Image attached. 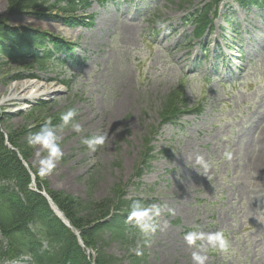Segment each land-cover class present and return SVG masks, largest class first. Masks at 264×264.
I'll return each mask as SVG.
<instances>
[{
	"label": "rangeland",
	"instance_id": "374dc122",
	"mask_svg": "<svg viewBox=\"0 0 264 264\" xmlns=\"http://www.w3.org/2000/svg\"><path fill=\"white\" fill-rule=\"evenodd\" d=\"M225 3L204 50L198 42L182 46L192 26L181 20L188 4L179 0L93 3L84 13L91 23L74 27L25 11L11 13L7 0H0V20L48 31L75 45L74 64L32 68L37 78L24 76L31 73L24 63L0 66L3 137L52 124L75 108L73 122L81 124V132L71 124L52 126L63 152L55 168L41 172L48 152L29 144L25 135L18 141L29 148L28 161H22L37 169L49 188L70 198L111 199L120 186L123 198L140 196L144 206L160 209L156 232L144 247L141 241L134 247L108 242L105 252L120 264H129L135 253L130 248L137 244L144 254L139 264H199L196 257L203 264H264V8ZM219 48L226 58L217 62ZM63 79L71 82L68 87L59 83ZM31 81L40 90L58 89L26 99L22 86ZM180 83L187 109L176 124L153 135L152 157L138 174L145 134L159 122V101ZM12 93L21 99H4ZM101 134L105 143L94 151L84 143ZM218 233L224 245L210 239ZM189 234H194L191 243ZM88 250L86 256L96 262V247Z\"/></svg>",
	"mask_w": 264,
	"mask_h": 264
},
{
	"label": "trees",
	"instance_id": "16d2710c",
	"mask_svg": "<svg viewBox=\"0 0 264 264\" xmlns=\"http://www.w3.org/2000/svg\"><path fill=\"white\" fill-rule=\"evenodd\" d=\"M91 1L7 0V8L11 13L25 11L38 18H52L63 23L75 24L79 21L78 11L82 12ZM95 1L104 3L108 0ZM180 1L187 2V0ZM220 1L209 0L200 8V13L195 11L192 14L191 20L195 15L193 22L196 24L195 37L203 38L206 30L212 25L213 18L218 14ZM237 2L241 6L254 4L264 7V0H237ZM48 41L54 45L57 38L43 30L22 25L10 26L4 20H0V66L11 61L24 63L28 70L33 66L47 67L49 59L43 58L50 54L45 50ZM55 45L57 47L58 43ZM63 51L66 52L67 48ZM27 58L31 62H26ZM26 76L35 77V74ZM181 91L183 87H177L161 97L158 105L160 121L150 134H145V147L140 153L142 164L137 168L138 173L144 170L148 160L152 157V146L149 144L153 135L157 133V128L186 108L187 105ZM56 122L61 124V119L59 118ZM56 122L51 126L57 124ZM40 128L41 125L34 126L32 130H25L26 134L18 130L7 133L8 142L18 149L26 161H28L29 148L19 145V137L29 136L30 133H35ZM25 143L27 145V142ZM28 165L35 176L37 189L46 191L72 226L79 230L87 247H96L97 264L121 263V259L105 252L104 249L109 241L119 245L132 244V247L135 242L140 243L141 241V247L145 246V237L141 238L140 233L127 225L126 221L131 205L135 201L142 203L144 198L138 196L123 198L119 194L120 186H117L115 198L111 199L83 201L81 198H70L62 192L49 188L40 172L31 164L28 163ZM30 180L29 172L22 165L16 153L5 145L3 134L0 131V264L5 260L18 258L20 254L32 256L35 264H90L76 236L54 215L46 198L30 189ZM115 210L117 212H113ZM107 216H109L108 219H105ZM97 222L99 224H95ZM143 256V253L140 255L132 253L129 257V264H139Z\"/></svg>",
	"mask_w": 264,
	"mask_h": 264
},
{
	"label": "clouds",
	"instance_id": "9594fccd",
	"mask_svg": "<svg viewBox=\"0 0 264 264\" xmlns=\"http://www.w3.org/2000/svg\"><path fill=\"white\" fill-rule=\"evenodd\" d=\"M77 114L75 108L68 109L62 114V122L64 126L71 124L72 128L76 132L82 131V126L79 123H75L74 117ZM59 137L56 131L51 126V121H46L44 125L41 126L40 130L35 133H30L28 136V143L31 145H39L48 152V156L41 161V172H51L55 168L56 162L63 156L60 145L58 143ZM84 143L91 150H95L97 145H102L105 143V136L99 135L90 138H85ZM198 163H203L202 157H197ZM206 166V165H205ZM160 215V209L158 206H144L140 201H135L131 205V210L129 212V217L134 220L140 233L145 237L144 243H150L148 237L156 232V219ZM187 239L189 242H193L194 234H189ZM213 241H219L221 245H224V240L221 234H216V236L210 238ZM130 251L135 252V254L140 255V245L137 244L136 248L130 249ZM199 264H203V258L196 257Z\"/></svg>",
	"mask_w": 264,
	"mask_h": 264
},
{
	"label": "bare ground",
	"instance_id": "6f19581e",
	"mask_svg": "<svg viewBox=\"0 0 264 264\" xmlns=\"http://www.w3.org/2000/svg\"><path fill=\"white\" fill-rule=\"evenodd\" d=\"M32 84H34L33 81L27 82L26 84H24L22 86L23 88H26L28 90V93L24 97L26 99L36 98V97H39L40 95L50 96L53 92H55L58 89V88L49 87V88L40 90L39 85L35 86V85H32ZM19 96H20L19 94L12 93V94L7 95L6 98H4V99L5 100H8V99L13 100V99H16V98L17 99H21L20 98L21 96L20 97Z\"/></svg>",
	"mask_w": 264,
	"mask_h": 264
},
{
	"label": "water",
	"instance_id": "95a60500",
	"mask_svg": "<svg viewBox=\"0 0 264 264\" xmlns=\"http://www.w3.org/2000/svg\"><path fill=\"white\" fill-rule=\"evenodd\" d=\"M12 149H14L16 151L15 148L11 147ZM48 202L50 203V205L52 206L53 202L50 198H48ZM58 216L61 218V220L67 225V226H70V222L66 219V217L63 215L62 212L59 211V214ZM74 230V229H73ZM78 236V234H77ZM79 237V236H78Z\"/></svg>",
	"mask_w": 264,
	"mask_h": 264
}]
</instances>
